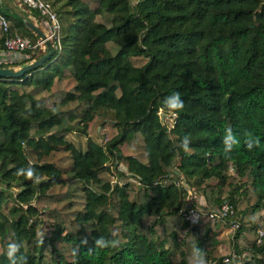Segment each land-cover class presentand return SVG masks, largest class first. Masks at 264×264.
Masks as SVG:
<instances>
[{"label":"trees","instance_id":"16d2710c","mask_svg":"<svg viewBox=\"0 0 264 264\" xmlns=\"http://www.w3.org/2000/svg\"><path fill=\"white\" fill-rule=\"evenodd\" d=\"M9 1L0 48L16 33L36 41L35 19ZM54 1L61 50L0 77V264L15 240L29 264H197L199 252L264 264V0ZM174 92L182 109L165 104ZM100 111L111 116L96 139ZM227 129L240 141L230 152ZM225 200L238 222L218 220L234 230L229 261L183 212ZM100 236L118 243L97 248Z\"/></svg>","mask_w":264,"mask_h":264},{"label":"built area","instance_id":"2783aa9c","mask_svg":"<svg viewBox=\"0 0 264 264\" xmlns=\"http://www.w3.org/2000/svg\"><path fill=\"white\" fill-rule=\"evenodd\" d=\"M19 7L29 11L31 18L35 19L34 25L38 26L44 33V37L39 36L36 41L31 40L29 37L19 34L6 35L4 39V46L0 48V67H8L17 69L29 60L32 56L38 53V49L46 47V40L49 41L53 52L61 50V21L58 12L50 0H15ZM37 11V14L33 13ZM0 24L4 32L8 31V21L6 16L0 12ZM130 178V177H129ZM184 216L190 225H196L201 222L202 218L210 220L226 221L228 214L233 213L232 206L228 201H224L218 208H204L197 209L196 206L187 205L183 209ZM232 225H238L236 220H230ZM257 241L260 242L264 231L257 229ZM235 256L232 249L227 256L224 257L225 261Z\"/></svg>","mask_w":264,"mask_h":264},{"label":"clouds","instance_id":"9594fccd","mask_svg":"<svg viewBox=\"0 0 264 264\" xmlns=\"http://www.w3.org/2000/svg\"><path fill=\"white\" fill-rule=\"evenodd\" d=\"M183 100L178 92L172 93L166 98L165 104L169 109L179 110L183 108ZM188 143L187 137L184 140V146L186 147ZM240 143L239 139L232 133L231 129L226 130L224 137L225 151L230 152L234 147L238 146ZM245 143L247 147L251 150L253 147H257L260 144L259 137H254L252 133L245 134ZM27 175L31 177L33 175L32 170H29ZM197 209L201 208L199 204H196ZM84 243H87L85 240ZM118 241L107 240L100 236L95 240V245L97 248H107L114 247ZM6 255L10 264H29V258L23 252V243L20 240L10 241L6 245ZM197 264H206L204 254L202 252L198 253Z\"/></svg>","mask_w":264,"mask_h":264},{"label":"rangeland","instance_id":"374dc122","mask_svg":"<svg viewBox=\"0 0 264 264\" xmlns=\"http://www.w3.org/2000/svg\"><path fill=\"white\" fill-rule=\"evenodd\" d=\"M10 1L12 4L16 3L15 0H10ZM50 1L52 2V4L54 5V7L57 10L59 8L60 2L56 3V1H54V0H50ZM27 14H29V11H27ZM98 114H100V115H98ZM98 114H96V116L89 123V126H88L89 133L93 137H95L96 139H99L102 137L101 134H99V132H98L99 124H100L102 118L107 117V116L108 117L111 116L109 111H106V113L100 111V112H98ZM163 119H164V117H163ZM166 123H168V124L171 123V117L169 115H167ZM64 134H65V137L67 139L72 140L75 144H77L80 147H84L86 137L81 132H79L77 130H69V131H66ZM11 203H12V201H9L7 204H5V206H4L5 211H7L8 206ZM260 214L264 215V208H262L260 210ZM218 222H220V221L210 220V219L204 217L201 219L200 225L202 226L203 232L205 231L207 226H209V228L211 227V229L213 231H215V232H213V235H210L208 237V239H206V244L210 248L218 247V249H220L221 253L225 257L228 255V253L231 252L232 249H234V245L232 243V236L230 235L231 232H233L234 230L232 227L228 228V227L223 226V225H222L223 226L222 227L221 223H218ZM226 222L230 223V220H228ZM219 226H221V230H223L222 232L219 231ZM229 260H231V258Z\"/></svg>","mask_w":264,"mask_h":264},{"label":"water","instance_id":"95a60500","mask_svg":"<svg viewBox=\"0 0 264 264\" xmlns=\"http://www.w3.org/2000/svg\"><path fill=\"white\" fill-rule=\"evenodd\" d=\"M29 26L32 27L40 36L44 37L43 31L38 26L34 25L33 23H29ZM45 43H46V51L43 54H41L38 58L34 59L33 61L29 63H25L17 69H11L8 67H0V77H3V76L17 77V76L24 74L26 71L36 66L41 65L46 59L50 57V55L53 52V49L51 48L49 41L46 40ZM163 114L164 113H161V116H163Z\"/></svg>","mask_w":264,"mask_h":264},{"label":"crops","instance_id":"0c3cea01","mask_svg":"<svg viewBox=\"0 0 264 264\" xmlns=\"http://www.w3.org/2000/svg\"><path fill=\"white\" fill-rule=\"evenodd\" d=\"M9 3H10V5H11V6H13V7H14V9H15V10H18L17 3H16V4L14 3L16 6H15L14 4H12V3H11V1H9ZM28 16H29V17H31V15H30V14H28ZM42 48L44 49V52H45V51H46V47L44 46V47H42ZM219 223H220V222H219ZM221 226H222V225H221ZM221 226H219V231H220V232H222V231H223V230H221Z\"/></svg>","mask_w":264,"mask_h":264}]
</instances>
